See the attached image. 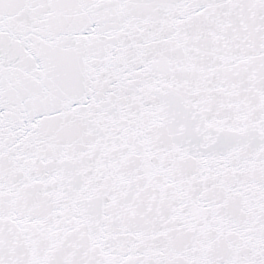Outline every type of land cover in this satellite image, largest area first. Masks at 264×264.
Listing matches in <instances>:
<instances>
[{
  "label": "snow or ice",
  "instance_id": "1",
  "mask_svg": "<svg viewBox=\"0 0 264 264\" xmlns=\"http://www.w3.org/2000/svg\"><path fill=\"white\" fill-rule=\"evenodd\" d=\"M0 264H264V0H0Z\"/></svg>",
  "mask_w": 264,
  "mask_h": 264
}]
</instances>
